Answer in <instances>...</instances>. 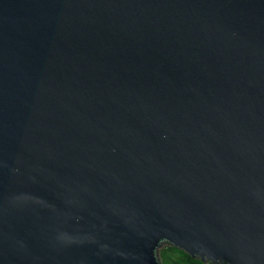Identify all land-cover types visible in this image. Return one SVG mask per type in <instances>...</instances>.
<instances>
[{"label": "water", "instance_id": "95a60500", "mask_svg": "<svg viewBox=\"0 0 264 264\" xmlns=\"http://www.w3.org/2000/svg\"><path fill=\"white\" fill-rule=\"evenodd\" d=\"M264 264V0H0V264Z\"/></svg>", "mask_w": 264, "mask_h": 264}, {"label": "trees", "instance_id": "16d2710c", "mask_svg": "<svg viewBox=\"0 0 264 264\" xmlns=\"http://www.w3.org/2000/svg\"><path fill=\"white\" fill-rule=\"evenodd\" d=\"M171 264H213V263H211L209 261L203 262L198 257H192L190 254H187L184 251L180 252V250H179V253H175V255H173V257L171 259Z\"/></svg>", "mask_w": 264, "mask_h": 264}, {"label": "rangeland", "instance_id": "374dc122", "mask_svg": "<svg viewBox=\"0 0 264 264\" xmlns=\"http://www.w3.org/2000/svg\"><path fill=\"white\" fill-rule=\"evenodd\" d=\"M179 248H175L174 246L166 245L163 243L158 251L157 255L159 257L160 264H171V259L175 253H179ZM182 250H180L181 252Z\"/></svg>", "mask_w": 264, "mask_h": 264}]
</instances>
